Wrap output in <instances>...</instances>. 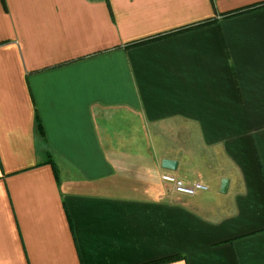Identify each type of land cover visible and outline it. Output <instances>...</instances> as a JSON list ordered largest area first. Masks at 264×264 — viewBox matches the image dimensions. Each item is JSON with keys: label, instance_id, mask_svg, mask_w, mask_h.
<instances>
[{"label": "crops", "instance_id": "0c3cea01", "mask_svg": "<svg viewBox=\"0 0 264 264\" xmlns=\"http://www.w3.org/2000/svg\"><path fill=\"white\" fill-rule=\"evenodd\" d=\"M170 256L264 264V0H0V264Z\"/></svg>", "mask_w": 264, "mask_h": 264}, {"label": "built area", "instance_id": "2783aa9c", "mask_svg": "<svg viewBox=\"0 0 264 264\" xmlns=\"http://www.w3.org/2000/svg\"><path fill=\"white\" fill-rule=\"evenodd\" d=\"M162 179L165 182L170 183L174 187L175 191L178 192L179 194L193 195L198 190H208L209 189L208 185L204 184L203 182L195 181V182L189 183L179 178L177 175H175L172 172H164L162 174Z\"/></svg>", "mask_w": 264, "mask_h": 264}, {"label": "water", "instance_id": "95a60500", "mask_svg": "<svg viewBox=\"0 0 264 264\" xmlns=\"http://www.w3.org/2000/svg\"><path fill=\"white\" fill-rule=\"evenodd\" d=\"M177 161L176 160H173V159H168V158H165L162 162L163 164V167L167 168V169H176L177 168ZM228 183H229V180L228 179H223L222 181V186H221V191L222 192H226L227 190V187H228Z\"/></svg>", "mask_w": 264, "mask_h": 264}, {"label": "trees", "instance_id": "16d2710c", "mask_svg": "<svg viewBox=\"0 0 264 264\" xmlns=\"http://www.w3.org/2000/svg\"><path fill=\"white\" fill-rule=\"evenodd\" d=\"M37 123H38V131L40 132L41 135H43V128H42V124H41L39 119H37ZM177 258H179V257L178 256H170V257L162 258V259H159V260H154V261H151V262H147V263H144V264H165V263L173 261V260H175Z\"/></svg>", "mask_w": 264, "mask_h": 264}]
</instances>
